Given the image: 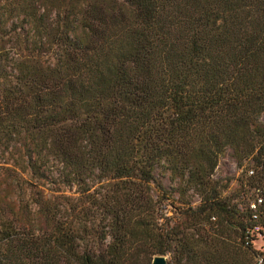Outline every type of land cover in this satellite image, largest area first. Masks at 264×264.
Listing matches in <instances>:
<instances>
[{"label": "trees", "instance_id": "16d2710c", "mask_svg": "<svg viewBox=\"0 0 264 264\" xmlns=\"http://www.w3.org/2000/svg\"><path fill=\"white\" fill-rule=\"evenodd\" d=\"M227 149L264 152V0H0V264H255Z\"/></svg>", "mask_w": 264, "mask_h": 264}, {"label": "rangeland", "instance_id": "374dc122", "mask_svg": "<svg viewBox=\"0 0 264 264\" xmlns=\"http://www.w3.org/2000/svg\"><path fill=\"white\" fill-rule=\"evenodd\" d=\"M245 165V167H244ZM248 164L243 163L242 165H238L231 155V150L227 149L223 156L220 158L219 163L216 167V170L213 174V178L219 180L222 184L227 183V187L222 190L223 195L228 196L232 202H242L241 201V191L242 184L245 180V168ZM157 179L165 186V188L172 194V198L166 200V202L175 200V204L178 205L180 200H188L193 205H196L198 202V198L196 195L192 194L191 191L186 192L184 195L179 196V191L177 190L179 180L171 179L169 176V172L165 171L161 168H157L155 170ZM1 195L10 197V193H7L5 190H2ZM178 201V202H177ZM244 204V203H243ZM169 212L167 216H172L173 219H178L180 216L174 212V207L170 204L167 206ZM180 229L182 227L180 226ZM229 239L234 243H239V237L235 235V233L231 232L228 235ZM166 257V264H183L185 260L179 261L180 253L173 254L172 252L164 254Z\"/></svg>", "mask_w": 264, "mask_h": 264}, {"label": "built area", "instance_id": "2783aa9c", "mask_svg": "<svg viewBox=\"0 0 264 264\" xmlns=\"http://www.w3.org/2000/svg\"><path fill=\"white\" fill-rule=\"evenodd\" d=\"M246 163L245 179L251 185L246 184L241 191L244 207L240 209L248 212L249 219L243 241L253 246L255 264H264V152Z\"/></svg>", "mask_w": 264, "mask_h": 264}, {"label": "water", "instance_id": "95a60500", "mask_svg": "<svg viewBox=\"0 0 264 264\" xmlns=\"http://www.w3.org/2000/svg\"><path fill=\"white\" fill-rule=\"evenodd\" d=\"M166 257L164 255H154L151 264H166Z\"/></svg>", "mask_w": 264, "mask_h": 264}]
</instances>
